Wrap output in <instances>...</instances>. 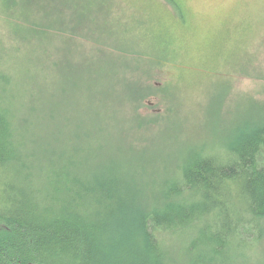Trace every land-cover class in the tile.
<instances>
[{
  "label": "trees",
  "instance_id": "1",
  "mask_svg": "<svg viewBox=\"0 0 264 264\" xmlns=\"http://www.w3.org/2000/svg\"><path fill=\"white\" fill-rule=\"evenodd\" d=\"M45 1L51 13L37 12L49 21L30 20L39 29L26 27L28 35L47 40L54 34L80 49H70L73 58L63 62L56 55L46 62V50H39L40 59L30 58L19 69L37 80L28 85L16 84L17 75L0 66V264H264V115L256 114L264 101L250 97L253 114L219 146L191 147L174 163L155 146L144 150L147 158L126 149L103 153L95 129L63 123L70 115L58 101V82L65 79L80 92L83 79L108 81L111 66L123 63L117 74L128 86L121 79V90H104L134 102L138 117H147L139 109L152 107L151 96L167 97L170 84L158 88L157 71L93 55V26L65 34L62 25L76 30L67 9L80 23L90 16L79 0ZM166 1L187 24L181 1ZM139 23L146 26L143 37H159L160 49L119 47L121 54L146 55L158 71L176 63L182 49L173 30L159 29L157 19ZM220 51L213 41V59L230 50ZM73 92L62 90L63 97ZM98 94L91 90L93 104Z\"/></svg>",
  "mask_w": 264,
  "mask_h": 264
},
{
  "label": "rangeland",
  "instance_id": "2",
  "mask_svg": "<svg viewBox=\"0 0 264 264\" xmlns=\"http://www.w3.org/2000/svg\"><path fill=\"white\" fill-rule=\"evenodd\" d=\"M99 1L102 0H79L78 3L83 4L90 14L81 23L79 20L82 18L77 19L74 10L67 9V22L76 30L62 25L67 28L66 33L59 32L75 36L84 28L85 33L88 25L93 26L90 34L97 40H88V48L93 55L97 58H120L135 68L157 71L158 88L165 83L170 84L167 97L151 96L152 107L139 109L147 117H138L134 102L127 101L123 95L109 96L104 90H121V83L117 82L121 79L127 85L125 76L117 74L123 63L111 66L108 81L96 84L90 78L83 79L80 92H73L72 84L65 79L58 82V101L63 111L70 115L69 119H63V123H69V127L74 126V129L76 123L82 130L95 129L104 144L103 153L126 149L137 154L138 158H147L149 156L144 150L155 146L167 150L169 160L174 163L180 161L181 153L183 157L191 147L206 146L210 150L219 146L253 114L249 98L264 101V0H180L187 15V24H182L166 0H103L104 3H97ZM1 2L0 66L17 75L14 79L16 84L24 82L28 85L37 81L19 69L30 58L40 59L39 50H46L44 61L50 62L56 55L63 62L65 58H73L70 49H80L79 43L66 44L63 37L54 34L47 40L33 33L28 35L26 27L39 29L30 20L49 21L46 19L49 16H43L52 10L47 1L11 0L12 9ZM142 17L154 22L157 19L159 29L171 28L173 35L180 39L182 52L176 63L158 71L150 61L147 63L146 55L125 57L118 50L126 47L149 53L160 49V40L155 33L146 37L141 35L143 26L147 25L145 21V25H140ZM213 41L221 51L230 50L229 54H219L213 59L209 52ZM242 44L253 46L247 52V47L238 52L237 48ZM218 51L214 49L215 53ZM242 70L254 75H237ZM64 87L73 93L63 97ZM91 90L101 91L95 95L97 100L92 99L94 104L89 95ZM77 98H80L78 104ZM25 112L27 108L22 110V114ZM256 114L264 115V110L259 109ZM148 117L153 122L147 123ZM143 122L146 123L142 125Z\"/></svg>",
  "mask_w": 264,
  "mask_h": 264
}]
</instances>
